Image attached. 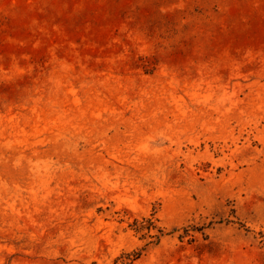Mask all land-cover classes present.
<instances>
[{
    "label": "rangeland",
    "instance_id": "rangeland-1",
    "mask_svg": "<svg viewBox=\"0 0 264 264\" xmlns=\"http://www.w3.org/2000/svg\"><path fill=\"white\" fill-rule=\"evenodd\" d=\"M0 264H264V0H0Z\"/></svg>",
    "mask_w": 264,
    "mask_h": 264
}]
</instances>
